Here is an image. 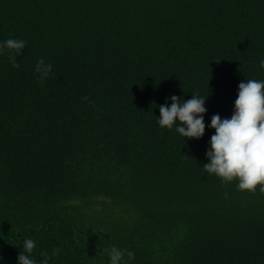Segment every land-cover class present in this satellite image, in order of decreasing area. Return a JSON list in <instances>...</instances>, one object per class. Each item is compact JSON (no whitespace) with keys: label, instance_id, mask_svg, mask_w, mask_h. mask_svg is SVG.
Here are the masks:
<instances>
[{"label":"trees","instance_id":"1","mask_svg":"<svg viewBox=\"0 0 264 264\" xmlns=\"http://www.w3.org/2000/svg\"><path fill=\"white\" fill-rule=\"evenodd\" d=\"M8 37L26 46L18 68L0 53V264L26 237L37 264H107L112 245L128 264H264V192L202 169L211 116L264 79V0H0ZM193 92L202 137L157 125Z\"/></svg>","mask_w":264,"mask_h":264},{"label":"clouds","instance_id":"2","mask_svg":"<svg viewBox=\"0 0 264 264\" xmlns=\"http://www.w3.org/2000/svg\"><path fill=\"white\" fill-rule=\"evenodd\" d=\"M24 39L8 37L0 42V53L7 51L9 63L18 68L16 57L25 49ZM264 69V58L258 61ZM33 71L40 83H43L52 72V64L43 58L36 60ZM264 79H245L237 86V96L233 102V112L229 118L213 114L208 127L214 134L208 141L205 151L206 163L202 169L209 175H215L222 183L235 181L240 191L264 192ZM191 98L184 100L173 94L169 104L157 105L159 116L157 125L175 131L181 138H200L205 131L204 106L207 95L191 93ZM87 99V97H85ZM22 250L18 253L16 264H37L32 256L35 241L26 237L22 240ZM107 264H128L134 254L110 246L107 250ZM127 256V261L124 259ZM40 264H47L43 260Z\"/></svg>","mask_w":264,"mask_h":264}]
</instances>
